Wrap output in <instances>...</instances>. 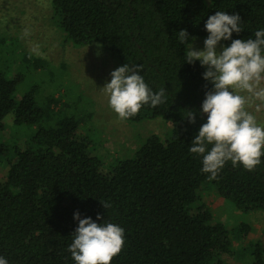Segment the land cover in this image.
Masks as SVG:
<instances>
[{
  "label": "trees",
  "instance_id": "1",
  "mask_svg": "<svg viewBox=\"0 0 264 264\" xmlns=\"http://www.w3.org/2000/svg\"><path fill=\"white\" fill-rule=\"evenodd\" d=\"M50 2L57 27L72 45L98 42L120 67L139 65L154 93L165 89L163 104L144 105L125 121L160 118L170 128L163 137L147 136L133 156L102 172L101 157L89 153L82 131L86 114L61 115L53 99L37 101L34 88L16 98L18 77L0 69V130L7 115L14 126L29 129L23 146L0 141V163L8 164L0 180V256L8 264H76L67 249L78 212L80 219L124 229V246L111 264H227L220 255L232 254L234 239L250 227L241 222L239 236L232 237L201 201V186H211L242 213L264 212V156L251 172L230 161L216 180L201 171L202 157L189 148L207 121L201 106L213 85L203 78L206 70L198 60L185 62L187 47L178 33L207 37L208 17L221 11L238 14L242 27L221 40L224 47L254 39L264 28V0ZM187 111L196 113L195 123H189ZM105 202L111 206L104 208ZM252 247L248 264H264L260 247Z\"/></svg>",
  "mask_w": 264,
  "mask_h": 264
},
{
  "label": "rangeland",
  "instance_id": "2",
  "mask_svg": "<svg viewBox=\"0 0 264 264\" xmlns=\"http://www.w3.org/2000/svg\"><path fill=\"white\" fill-rule=\"evenodd\" d=\"M50 1L0 0V69L9 78L18 77L16 98L34 88L37 101L53 99L51 105L61 115L86 114L82 116L86 120H82L81 126L90 141L88 151L101 157L102 172L110 171L116 160L133 156L147 136H165L170 123L160 118L139 123L118 118L103 89L111 80L110 73L120 67L117 60L98 42L74 46L67 41L56 25ZM25 30L30 34L25 36ZM206 38H196L194 50H203ZM33 47H38L39 55L31 51ZM222 47L220 41L217 51ZM203 67L207 70V66ZM259 103L255 101L247 110L264 126V106L256 111ZM28 132V128L14 126L11 116L7 115L0 130V141L23 146ZM7 169V160H3L0 180ZM204 186L200 190L201 201L215 220L224 223L232 237L239 236L241 222L250 227L246 235L234 239L232 254H221V258L227 264H248L252 259V245L256 244L264 259V212L242 213L219 197L214 188Z\"/></svg>",
  "mask_w": 264,
  "mask_h": 264
},
{
  "label": "clouds",
  "instance_id": "3",
  "mask_svg": "<svg viewBox=\"0 0 264 264\" xmlns=\"http://www.w3.org/2000/svg\"><path fill=\"white\" fill-rule=\"evenodd\" d=\"M205 29L209 35L203 50H194L196 38L189 37L186 30H181L178 38L187 47L185 62L192 64L199 60L202 67L207 66L203 78L213 85L205 93L201 106L207 121L192 140L189 152L202 157L201 171L209 174V180H216L227 162L251 172L264 156V126L247 110L255 101L260 102L256 111L264 106V28L254 33V39L232 40L230 46L219 52L221 40L227 41L234 32L242 31L240 16L217 11L208 17ZM29 34L25 30L24 35ZM31 51L40 54L38 47ZM140 71L139 65L118 67L103 87L109 106L120 120L136 116L144 105L155 108L167 99L165 89L154 93ZM195 115L194 111L186 112L189 123H195ZM102 205L111 206L106 202ZM73 218L79 223L67 250L76 264H111L124 246V229L113 223H96L90 217L80 219L78 212ZM100 219L98 215L97 220ZM0 264L8 261L0 256Z\"/></svg>",
  "mask_w": 264,
  "mask_h": 264
}]
</instances>
